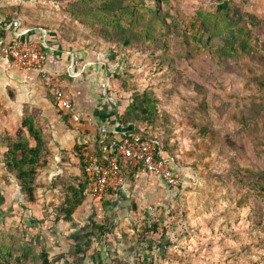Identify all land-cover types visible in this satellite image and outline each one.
<instances>
[{
    "label": "trees",
    "instance_id": "16d2710c",
    "mask_svg": "<svg viewBox=\"0 0 264 264\" xmlns=\"http://www.w3.org/2000/svg\"><path fill=\"white\" fill-rule=\"evenodd\" d=\"M171 1L174 0H46L47 7L60 11L48 8L39 24L54 25L66 39L81 41L98 54L106 49L107 61L114 54L127 57L138 51L144 57L139 61L144 71L150 66L158 74L164 67L160 83L149 84L144 91L128 70L110 75L113 89L130 95L122 98L126 104L120 116L122 127L156 141L157 156L169 162L178 160V155L170 151L174 143H169L178 125L169 111L173 103L181 105L188 96L198 94L193 96L191 108L184 111L186 128L192 130L194 125L200 134L197 123L207 122L209 116L221 118L226 149L239 155L224 164L219 181H231L239 190H248L247 198L253 195L256 202L261 200L258 204H264V44L255 31L263 20L239 0H209V4L195 10L189 33L188 27L180 28L185 17ZM146 58L152 60L148 62ZM158 86L159 93L154 90ZM23 126L35 144L30 145L27 137L8 142L5 164L19 184L23 202L35 203L40 173L49 162L48 138L42 135L33 116H26ZM207 130L201 128L202 134ZM242 170L247 176H242ZM61 180L65 201L55 208V221L71 222L73 214L89 198L85 194V169L82 177L67 175ZM143 215L129 223L133 235L120 238L115 222L97 229L88 226L82 240L70 245L74 255L65 264H161L173 244L163 222ZM0 224V264H56L54 257L28 238L26 228H6L4 220ZM109 235L114 238L111 242Z\"/></svg>",
    "mask_w": 264,
    "mask_h": 264
},
{
    "label": "crops",
    "instance_id": "0c3cea01",
    "mask_svg": "<svg viewBox=\"0 0 264 264\" xmlns=\"http://www.w3.org/2000/svg\"><path fill=\"white\" fill-rule=\"evenodd\" d=\"M45 1L0 0V40L10 41L15 36L40 44L46 53L44 74L40 70L20 69L10 58L0 56V223L4 220L6 228L25 227L29 239L38 245L57 237L63 240L61 246L71 248L72 256L74 251L70 245L82 240L80 237L88 228L97 229L111 222L119 229L124 222L128 227L136 216L145 213L153 217L152 205L156 199L164 194L166 200L171 199L176 193L159 176L130 174L125 189L108 192L102 198H86L71 222L55 221V208H60L65 201L61 179L67 175L73 178L84 175L83 151L102 145L101 127L111 133L122 127L120 116L126 106L122 98L128 94L118 93L111 86L110 74L114 69L111 65L107 68L111 61L103 54L88 50L74 38L66 39L54 25L39 24L48 11ZM13 20H19L20 26L10 29L4 26ZM55 88L63 90L72 103V110L58 106ZM29 115L48 138L50 152L48 166L38 179L40 186L35 203L23 202L19 184L5 164L8 142L27 137L30 145L35 144L23 126V119ZM174 169L184 176L181 169ZM70 183L77 185L76 181ZM109 236L111 242L113 237Z\"/></svg>",
    "mask_w": 264,
    "mask_h": 264
},
{
    "label": "rangeland",
    "instance_id": "374dc122",
    "mask_svg": "<svg viewBox=\"0 0 264 264\" xmlns=\"http://www.w3.org/2000/svg\"><path fill=\"white\" fill-rule=\"evenodd\" d=\"M239 1L258 19L263 20V24L255 31L264 44V0ZM205 4H209V0L171 1V5L179 6L180 16L185 17L184 25H180V28L188 27L186 30L191 33L195 10ZM55 9L57 13L60 11L59 8ZM106 51L103 49L99 54L105 56ZM120 56L114 54L109 57L114 71L120 73L128 70L142 91L149 84L160 83L159 75L163 74L164 67L160 68L158 74L151 71L150 66L144 71L143 62L139 64L144 57L138 51L127 57L121 56L122 61L119 60ZM146 59L148 62L152 60ZM154 90L159 93V86ZM197 95L188 96L181 105L175 106L173 103L169 111L172 121L178 125L176 136L169 138V143H174L170 151L178 155V160L176 163L171 159L170 163L181 169L184 176L180 175L182 185L173 189L175 193L178 192L177 197L166 200L164 194L152 205L155 208V215L152 216L165 224L166 236L173 244L168 257L161 264H264V204H258L261 200L256 202L253 195L247 198L248 190H239L231 181L224 184L219 181L225 169L224 164L229 159L234 161L239 155L228 150V147L226 149L219 125L222 124L221 118L209 116L207 122L197 123L200 134L194 125H191L192 130L186 128L187 114L184 111L191 108L193 96ZM203 127L208 129L205 134L201 131ZM241 174L247 176L246 170H242ZM122 226L121 231L117 230L118 236L133 235V230L125 222ZM62 241L56 237L38 246L45 249L51 258L54 257L56 264H65L70 255L67 253L69 248L61 246ZM104 253L102 257L105 260Z\"/></svg>",
    "mask_w": 264,
    "mask_h": 264
},
{
    "label": "built area",
    "instance_id": "2783aa9c",
    "mask_svg": "<svg viewBox=\"0 0 264 264\" xmlns=\"http://www.w3.org/2000/svg\"><path fill=\"white\" fill-rule=\"evenodd\" d=\"M19 20L4 25L8 29L20 26ZM0 56L11 59L20 69L40 70L45 73L46 53L36 42L19 40L12 36L10 41L0 40ZM55 101L67 111L72 110L71 101L60 88L54 89ZM78 120V117L75 116ZM104 136L99 149L87 148L83 153L84 169L87 179L85 194L92 198H102L110 191L119 192L127 187L130 174L142 173L159 176L173 188L182 185L180 174L171 163L157 156L158 144L143 138L139 132H130L120 127L112 133L101 127Z\"/></svg>",
    "mask_w": 264,
    "mask_h": 264
}]
</instances>
